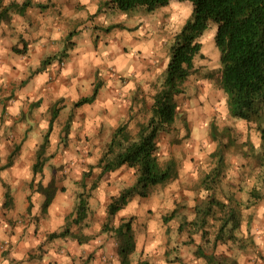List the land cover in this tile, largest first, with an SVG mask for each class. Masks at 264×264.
<instances>
[{"label":"clouds","instance_id":"obj_1","mask_svg":"<svg viewBox=\"0 0 264 264\" xmlns=\"http://www.w3.org/2000/svg\"><path fill=\"white\" fill-rule=\"evenodd\" d=\"M124 2H0V264H264V103L194 0Z\"/></svg>","mask_w":264,"mask_h":264},{"label":"trees","instance_id":"obj_2","mask_svg":"<svg viewBox=\"0 0 264 264\" xmlns=\"http://www.w3.org/2000/svg\"><path fill=\"white\" fill-rule=\"evenodd\" d=\"M134 2L136 0H125L122 6L127 9ZM157 2L164 3L166 0H152L153 4ZM194 2L198 5L199 18L187 39L191 42L195 36L201 34L207 26L208 19L219 24L216 44L222 52L226 50L222 62L227 67L223 73H219L217 83L221 90L234 93V112L239 113L243 108H250L254 99L264 103V0H194ZM199 47L200 45L184 47L177 57L176 68L178 69L181 61H187L191 68V57L198 52ZM186 76L187 73H182L178 79L183 82ZM168 84H173L171 78ZM157 104L163 106L159 107L156 114L162 115L171 123L176 115V105L172 102L171 95L163 93L157 98ZM151 150L152 145L148 143L141 149L143 157L138 153L130 158V163L146 159L147 153ZM120 159L123 160L125 157L122 156ZM152 167L154 165H149L143 170L147 172ZM151 179L158 180L159 176H153ZM199 254L203 255V251Z\"/></svg>","mask_w":264,"mask_h":264},{"label":"rangeland","instance_id":"obj_3","mask_svg":"<svg viewBox=\"0 0 264 264\" xmlns=\"http://www.w3.org/2000/svg\"><path fill=\"white\" fill-rule=\"evenodd\" d=\"M201 58H204L203 55H201ZM218 75H219V73L209 74V78H211V79H215V81H216V85H217V89H218V90H221V89L218 87V83H217V77H218ZM86 179H87V177H86Z\"/></svg>","mask_w":264,"mask_h":264},{"label":"crops","instance_id":"obj_4","mask_svg":"<svg viewBox=\"0 0 264 264\" xmlns=\"http://www.w3.org/2000/svg\"><path fill=\"white\" fill-rule=\"evenodd\" d=\"M0 2H2V0H0ZM27 7H28V6H26L25 8H27ZM24 10H25V9H23L22 11H20L21 14H23ZM17 151H19V147H17Z\"/></svg>","mask_w":264,"mask_h":264}]
</instances>
